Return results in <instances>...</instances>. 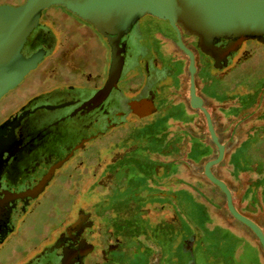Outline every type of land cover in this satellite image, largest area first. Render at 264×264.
I'll return each mask as SVG.
<instances>
[{
	"label": "flooded vegetation",
	"instance_id": "flooded-vegetation-1",
	"mask_svg": "<svg viewBox=\"0 0 264 264\" xmlns=\"http://www.w3.org/2000/svg\"><path fill=\"white\" fill-rule=\"evenodd\" d=\"M40 22L53 37L50 54L0 100L1 105L31 74L39 73L38 89L32 88L24 97L15 98L0 109V251L6 248L11 237L20 236L26 217L36 211L39 200L60 182L68 164L77 160L88 143L118 125L111 124L106 130H93L98 128L100 119L90 121L87 130L92 129V133L72 145L86 126L84 123H72L71 120L88 112L77 110L103 88L109 72L105 81L98 83L99 75L94 72L97 59L95 51L109 52L111 57V47L92 24L63 7L46 10ZM138 26L139 44L147 52V59L141 58L135 65L133 79L130 78L134 82L132 86L129 82L128 86L132 88L136 81L141 85L137 94L129 100L139 98L138 95H142L149 84L153 83L147 96L156 108V113L139 120L150 118L152 121L158 115L160 119L156 118L158 122L155 123H159L169 114L184 115L181 102L174 106L168 104L170 95L176 90L166 82L170 76L175 75V67L180 58L185 57L188 66L190 64V59L178 45L177 32L168 21L150 16L140 19ZM181 39L194 54L197 68L196 93L203 99L204 107L212 117L220 143L228 149L229 144L237 142L235 135L242 130L241 133L251 136L243 144L247 161L252 165L256 160L264 162V152H258L264 148V70L261 77L252 78L255 76L253 58L258 54V48L253 45L264 47V41L249 40L227 57H220L205 52L198 37L190 36L183 30ZM226 44L225 41L217 43L219 47ZM81 49L93 52V63L88 62L85 56L77 55ZM148 62L152 64L150 71L145 67ZM248 63L251 65L246 70L249 77L237 78ZM46 74L49 77H45ZM81 85H87L93 95H79V90L85 89ZM117 92V95L128 98L119 84ZM54 99L53 103L44 102ZM184 105L188 107L191 121L201 122L202 128L209 132L204 113L190 105V73L188 100ZM154 126L153 122L149 128ZM194 127L198 129V126ZM225 136L231 137L226 139ZM225 139L228 140L227 144ZM147 146L144 143L104 166L101 165L97 174L93 170L94 181L80 192L81 205L78 210L74 212L70 209L68 219L67 216L59 217L61 232L59 235L55 233V244L46 246L18 264H186L183 255L169 256L166 250L154 254L149 245L158 243L159 239L153 238L151 222L145 216V192L148 180H151V158ZM214 147L217 148L215 144ZM257 152L259 158L255 156ZM59 162L61 164L50 174L47 183L35 197H14L15 194L35 188L48 175L52 166ZM78 164L86 167L87 159L77 161L76 167ZM108 176V183H102V179ZM84 177H88L87 173L82 176V181ZM257 185L260 189L264 187L263 184ZM241 213L256 223L264 233L261 222ZM28 226L31 225H26L25 231ZM192 250L196 251V248ZM224 259L223 262H217L233 264L227 258ZM1 264H9V259ZM194 264L201 262L196 260Z\"/></svg>",
	"mask_w": 264,
	"mask_h": 264
},
{
	"label": "water",
	"instance_id": "water-1",
	"mask_svg": "<svg viewBox=\"0 0 264 264\" xmlns=\"http://www.w3.org/2000/svg\"><path fill=\"white\" fill-rule=\"evenodd\" d=\"M55 6L63 7L92 24L111 47L105 85L77 110L89 112L114 96L117 109L106 114V129L111 124L132 122L156 113L151 98L147 96L153 83L134 100L117 95L118 84L124 76L128 56L132 57L135 65L141 58L147 59V52L141 48L139 41L134 44L128 41V37L132 38L138 32L140 19L150 16L170 23L178 34L180 49L190 59V105L204 113L209 134L218 148V157L205 164L203 173L225 194L230 213L254 232L264 249L261 228L235 208L230 189L212 172V167L223 160L225 146L219 141L203 99L196 93L194 54L181 39L183 30L190 36L198 37L205 52L220 57H227L249 40L264 41V0H26L19 6L0 5V100L50 54L53 37L40 20L46 10ZM139 37L136 38L139 40ZM221 41L227 44L219 47L217 43ZM145 67L150 71L152 64L148 62ZM60 164L52 166L35 188L14 197H35Z\"/></svg>",
	"mask_w": 264,
	"mask_h": 264
},
{
	"label": "crops",
	"instance_id": "crops-1",
	"mask_svg": "<svg viewBox=\"0 0 264 264\" xmlns=\"http://www.w3.org/2000/svg\"><path fill=\"white\" fill-rule=\"evenodd\" d=\"M186 107L183 104L184 115L169 114L154 123L155 128L145 138L150 139L146 144L151 158L145 216L151 222L153 238L159 239L158 243L149 244L151 250L154 254L166 250L169 256L183 255L186 264H194L196 260L215 264L218 260L225 261L224 258L233 264H264L260 240L230 213L225 194L203 173L205 164L218 157V148L206 129L204 136L194 127L201 128L202 124L191 121ZM241 131L235 135L237 142L225 148L223 160L212 167V172L230 189L237 210L264 225V187L260 189L257 185H264V162L256 160L252 165L247 161L243 144L251 136ZM166 132L171 133L170 138L175 136L173 142L159 143L158 138ZM206 137L209 147L204 143ZM258 152H264V148ZM185 170L190 171L189 175L183 174ZM197 176L204 177L214 190L209 192L200 187ZM217 196H223V204H217Z\"/></svg>",
	"mask_w": 264,
	"mask_h": 264
},
{
	"label": "rangeland",
	"instance_id": "rangeland-1",
	"mask_svg": "<svg viewBox=\"0 0 264 264\" xmlns=\"http://www.w3.org/2000/svg\"><path fill=\"white\" fill-rule=\"evenodd\" d=\"M25 1L26 0H0V5L19 6ZM55 10H57V6H55ZM138 35V33H135L132 38L128 37V41H131L132 44H134L136 41H139L138 38H136ZM249 45L253 44L249 43ZM253 46H256L258 48V54L253 58L255 64H252L254 65L253 69L255 70V73L253 74L255 76L252 78L255 79L263 75L262 70H264V47H259L255 44ZM75 54L72 56H75ZM79 54L85 56L88 59V62H94L92 56L93 52L81 49V51L78 52L77 55ZM94 55L95 57L97 55L94 72L98 73L100 78L98 79V83L101 84L105 81L107 72L109 70L111 57L109 52L107 54L106 52H103L101 50H99L98 53L95 51ZM249 65L250 64L248 63L245 66L246 68L242 69L238 73L239 75L236 74L238 76L237 78L240 79L249 77V73L246 72V70L251 67V65ZM45 68H43V70ZM134 69V60L131 56H128L127 64L124 70V76L119 82L120 88L122 89L124 95L128 97L126 100H129L130 98L135 96L137 94V91L140 89L141 84H139V81H136L137 83L133 84L132 88L128 86L129 82H131L129 85L134 82L131 81L133 79V74L135 71ZM175 69V75L170 76L166 81L167 84L172 85L176 90L170 95L168 99V104L173 106L175 104H178L179 102H181L183 105L184 102L188 100L189 66L187 59L185 57L180 58ZM38 77L39 73H34L33 75L31 74V76H29L18 89H16L3 103H1L0 109L6 104L11 103L15 98L24 97L32 88L38 89ZM45 77H49V74H46ZM136 84L137 86H135ZM81 87H85V89L82 88V90H79V95H93V93L90 92L91 89L89 90L87 88V85H81ZM114 98V96L111 97L99 109H96L93 112H86L85 114H81L71 120L72 123H84V125L86 126L83 129L80 137L72 142V145L78 142L86 134L92 133V129L89 128L87 130V123L90 121L100 119L98 128H93V130H106V125H108V121H105L106 114L111 110L113 112L117 109L114 105ZM44 102L53 103L55 102V99L46 100ZM157 117L158 115H155L152 121H150L149 118L142 121L138 119L136 121H133L132 123L118 124L117 127L110 129L106 134L100 136V138H98L97 140L88 143L86 149L82 153H80L77 160L72 161L68 164L65 174H63V176L59 179L60 182L55 184L50 189L47 196L39 200L36 211L26 217V223L21 226L22 230L19 232L20 236L11 237L10 241H8L6 244V248L0 251V264L7 262L8 259L9 264H18L19 262L28 260L32 255L37 254V252H39L46 246L55 244V235H59L61 232L58 224L59 217L61 218L63 216H67L66 218L68 219V213H70V209H72V211L75 210L74 212L78 210L81 205V200L79 197L80 192L94 181L92 177V171L95 170V173L97 174L99 169L106 163L120 156H123L126 152L148 142L150 139H147L146 141L144 138L148 137L147 135L149 134L146 135V133H149L152 130L150 129L151 127L149 128V126H152L153 122H158V120L160 119H158ZM198 131L202 132L204 136L205 134H207V131H205L202 127L200 128L199 126ZM204 143L206 144V146H210L209 139L207 137L205 138ZM156 146L157 145L154 142L153 147L155 148ZM82 159H87V168L80 164H78L76 167L77 161ZM86 173L88 177H84V180L82 181L81 178ZM189 173V170L188 172L185 170L183 174L189 175ZM196 178L200 187L209 192L211 190H214L212 188V184H210L204 177L197 176ZM107 179H109V176L107 178L104 177L101 182L108 183ZM78 201L79 203L76 204L75 202ZM223 202V196H217V204L221 205L223 204ZM26 225H31L28 226L29 229L27 228V231L24 230ZM54 229H56V231H54Z\"/></svg>",
	"mask_w": 264,
	"mask_h": 264
},
{
	"label": "trees",
	"instance_id": "trees-1",
	"mask_svg": "<svg viewBox=\"0 0 264 264\" xmlns=\"http://www.w3.org/2000/svg\"><path fill=\"white\" fill-rule=\"evenodd\" d=\"M170 135H171L170 132L163 133V135H160V137L158 138V142L159 143H169V141L173 142V137L175 136H172V138H170Z\"/></svg>",
	"mask_w": 264,
	"mask_h": 264
}]
</instances>
